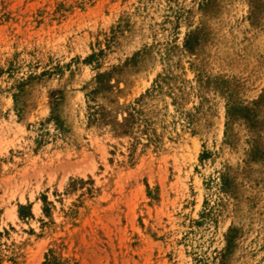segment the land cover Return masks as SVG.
<instances>
[{
  "label": "rangeland",
  "instance_id": "374dc122",
  "mask_svg": "<svg viewBox=\"0 0 264 264\" xmlns=\"http://www.w3.org/2000/svg\"><path fill=\"white\" fill-rule=\"evenodd\" d=\"M0 264H264V0H0Z\"/></svg>",
  "mask_w": 264,
  "mask_h": 264
}]
</instances>
